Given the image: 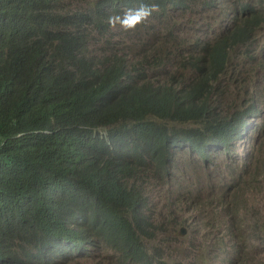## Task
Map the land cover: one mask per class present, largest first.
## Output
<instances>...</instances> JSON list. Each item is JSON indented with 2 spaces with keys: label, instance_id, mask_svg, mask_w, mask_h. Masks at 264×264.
Wrapping results in <instances>:
<instances>
[{
  "label": "trees",
  "instance_id": "obj_1",
  "mask_svg": "<svg viewBox=\"0 0 264 264\" xmlns=\"http://www.w3.org/2000/svg\"><path fill=\"white\" fill-rule=\"evenodd\" d=\"M236 4L231 24L179 58L193 76L161 79L149 70L168 55L122 58L143 34L150 48L165 41L147 27L124 29L135 40L107 55L91 45L115 15L159 20L187 0H0V264H69L105 248L117 264H157L142 238L158 228L145 183L174 177L183 150L204 164L231 151L238 165L233 141L250 136L254 96L231 112L213 104L232 49L264 32V1Z\"/></svg>",
  "mask_w": 264,
  "mask_h": 264
},
{
  "label": "rangeland",
  "instance_id": "obj_2",
  "mask_svg": "<svg viewBox=\"0 0 264 264\" xmlns=\"http://www.w3.org/2000/svg\"><path fill=\"white\" fill-rule=\"evenodd\" d=\"M237 6L236 0H187V6L174 7L171 16L157 20L146 15L143 22L140 14L126 13L121 23L128 22L127 28L147 27L157 38L165 39L151 49L156 39L144 34L138 53L130 59L141 60L144 54L168 55V64L149 73L161 79L171 73L190 78L193 72L180 67L179 58L192 44L207 41L225 24H231ZM124 27L117 29L132 43L135 37L125 34ZM251 37V42L232 49V67L219 78L213 100L217 109L229 112L246 106L251 96L257 101L243 132L251 136L241 135L233 141L238 165L233 164L231 151L204 164L191 151L183 150L172 169L174 177L145 183V193L152 198L148 213L158 228L154 237L142 238L157 264H264V33L255 40L251 31ZM247 49L254 51L253 57ZM238 71L249 82L234 84L235 79H229ZM182 180L189 182L178 183ZM182 226L185 234H180ZM109 251L105 248L104 253L91 251L81 257L76 254L69 264H117V257L106 255Z\"/></svg>",
  "mask_w": 264,
  "mask_h": 264
},
{
  "label": "clouds",
  "instance_id": "obj_3",
  "mask_svg": "<svg viewBox=\"0 0 264 264\" xmlns=\"http://www.w3.org/2000/svg\"><path fill=\"white\" fill-rule=\"evenodd\" d=\"M243 2H246L248 0H241ZM111 9V12H112V7H110ZM127 14H137V13H132V12H129L127 11L126 12ZM125 13V15H126ZM140 14L139 17H142V19H140L142 22L144 20L147 19L146 15L145 14H141V13H138ZM125 15L124 17L121 19V18H118L116 15L115 17H111L109 19V35L108 36H102L101 34H99V37L96 38V42H94L91 47L93 46H96V43L100 44L102 43V45L99 47H95L94 49L97 51V53L99 54H106L109 52V53H112L114 52L115 50L119 49V47H122L126 44V39L125 37L121 34V32L117 29V24L118 23H121L124 19H125ZM115 18V19H114ZM144 24V23H143ZM228 24V23H227ZM226 25V24H225ZM224 25V26H225ZM124 29H128L126 26L124 27ZM218 33V32H217ZM264 33V32H263ZM262 33V35H263ZM144 35V34H143ZM262 35L260 38H262ZM109 40V41H108ZM93 49V48H92ZM124 56H132V54L130 53H127V54H123L122 55V58ZM242 82L240 83H235V84H241ZM251 136V134H250ZM230 264H233L232 262H230Z\"/></svg>",
  "mask_w": 264,
  "mask_h": 264
},
{
  "label": "water",
  "instance_id": "obj_4",
  "mask_svg": "<svg viewBox=\"0 0 264 264\" xmlns=\"http://www.w3.org/2000/svg\"><path fill=\"white\" fill-rule=\"evenodd\" d=\"M186 230L184 228V226L181 227V231H180V234H185Z\"/></svg>",
  "mask_w": 264,
  "mask_h": 264
}]
</instances>
